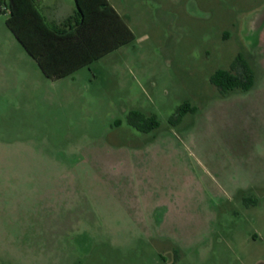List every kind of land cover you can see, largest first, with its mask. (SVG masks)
I'll use <instances>...</instances> for the list:
<instances>
[{
	"label": "rangeland",
	"instance_id": "374dc122",
	"mask_svg": "<svg viewBox=\"0 0 264 264\" xmlns=\"http://www.w3.org/2000/svg\"><path fill=\"white\" fill-rule=\"evenodd\" d=\"M110 2L135 40L53 80L0 0V264H264V0Z\"/></svg>",
	"mask_w": 264,
	"mask_h": 264
},
{
	"label": "trees",
	"instance_id": "16d2710c",
	"mask_svg": "<svg viewBox=\"0 0 264 264\" xmlns=\"http://www.w3.org/2000/svg\"><path fill=\"white\" fill-rule=\"evenodd\" d=\"M75 3L73 14L60 23H50L38 0H9L7 25L44 75L53 80L89 66L136 38L110 0H75ZM237 66L236 71L220 68L212 74L211 82L222 93L246 91L253 86V71L243 54L237 56ZM190 110L185 103L176 117L180 120ZM130 120L142 131L160 125L155 115L146 117L139 111H132Z\"/></svg>",
	"mask_w": 264,
	"mask_h": 264
}]
</instances>
